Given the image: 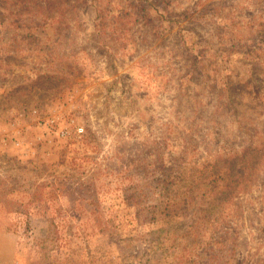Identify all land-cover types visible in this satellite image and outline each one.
I'll return each instance as SVG.
<instances>
[{
    "label": "rangeland",
    "instance_id": "1",
    "mask_svg": "<svg viewBox=\"0 0 264 264\" xmlns=\"http://www.w3.org/2000/svg\"><path fill=\"white\" fill-rule=\"evenodd\" d=\"M0 264H264V0H0Z\"/></svg>",
    "mask_w": 264,
    "mask_h": 264
}]
</instances>
